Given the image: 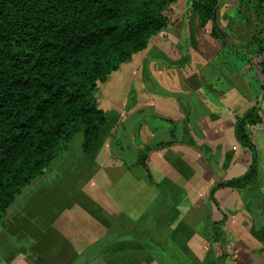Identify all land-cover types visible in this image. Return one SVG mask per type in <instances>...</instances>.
Listing matches in <instances>:
<instances>
[{
  "label": "crops",
  "instance_id": "crops-1",
  "mask_svg": "<svg viewBox=\"0 0 264 264\" xmlns=\"http://www.w3.org/2000/svg\"><path fill=\"white\" fill-rule=\"evenodd\" d=\"M223 7L222 33L246 46L260 32L256 18L251 13V20L241 15L236 21V13L248 8L237 2ZM180 30L177 24L164 29L130 58L126 72L133 86L110 112L119 113L118 136L126 138L136 160L151 147L135 170L141 173V197L122 161L109 172L104 161L92 160L98 168L86 176L81 163L57 158L51 171L77 196L30 198L38 179L17 196L0 220V247L11 251L6 264H163L169 240L184 250L204 251L203 236L211 241L215 226L227 251L243 253L249 264L264 260V117L247 127L258 154L257 183L218 189L217 203L211 199L218 184L250 169L253 153L239 143L235 127L262 94L237 69L217 64L218 42L210 33L197 34L194 20ZM100 145L101 140L92 157ZM71 170L87 178L100 198L77 192Z\"/></svg>",
  "mask_w": 264,
  "mask_h": 264
},
{
  "label": "trees",
  "instance_id": "trees-1",
  "mask_svg": "<svg viewBox=\"0 0 264 264\" xmlns=\"http://www.w3.org/2000/svg\"><path fill=\"white\" fill-rule=\"evenodd\" d=\"M177 1L0 0V220L76 135L83 137L85 156L95 152L108 122L95 96L99 83L173 26L165 10ZM225 1L247 7L261 26L246 46L214 27L217 57L237 69L262 99L236 121L237 140L253 153L250 169L218 184L212 190L215 203L218 189L257 183L258 154L247 127L264 117V0H196L195 27L216 23ZM150 150L140 151L138 164L144 165Z\"/></svg>",
  "mask_w": 264,
  "mask_h": 264
},
{
  "label": "rangeland",
  "instance_id": "rangeland-1",
  "mask_svg": "<svg viewBox=\"0 0 264 264\" xmlns=\"http://www.w3.org/2000/svg\"><path fill=\"white\" fill-rule=\"evenodd\" d=\"M196 0H178L173 5H170L166 10V14L172 18L175 22L174 24H177V27L180 31V34L182 33V28L184 25L190 26L191 22L194 20V16L191 12V6ZM233 4L234 1H225L222 3V5L218 9V16L216 23L210 22L205 28L198 29L197 34L204 33H212V29L216 27L219 31L223 30L225 28V23L223 22L222 15L224 10V4ZM246 14L243 12L236 13L235 20L237 21L239 18L241 19V15H243L246 18L252 19L253 14L252 11L249 9L245 10ZM250 16V17H249ZM226 19V18H225ZM256 26L260 28L261 24L259 23V20L255 21ZM218 25V27H217ZM189 28H187V31L189 32ZM203 30V31H202ZM196 32V31H195ZM222 32V31H221ZM212 36V35H211ZM219 49V46H218ZM219 54V52H218ZM141 53L136 54L132 58H136L140 56ZM226 60L230 61L229 57ZM176 59H179V57ZM225 60V59H224ZM225 60V61H226ZM128 62H131L130 59L123 65H121L120 69L114 73H112L107 80L104 83H99L97 90L95 92V96L97 98V101L99 103V106L105 111L106 116L109 117V123L104 128L103 137L101 139V145L99 150L96 152L93 157L91 156V159L82 157V149L81 145L83 142V137L81 134L76 135V137L70 142L68 149L61 154L58 158L59 160L62 159L64 156L68 159V162H72V164H75L78 166L79 163L80 167L82 169H85L86 176L90 175L94 172L98 167L92 163V160L97 162L99 164L100 160L105 162V166L108 168L109 172H115L116 170V163H125L124 169L125 171H130L134 174V185H135V194L136 198L141 197L142 192V181H141V173H137L135 171L137 168H139L138 161L136 160V154L134 152H131L132 150H128L127 147L129 146V143L127 142L126 138L120 139L118 136L119 128L116 126V118L119 117V113H113L111 114V109L114 107H119L122 100L125 98V94L128 91L130 87L133 86L131 83V78L127 77L129 74L126 72V68L128 66ZM217 64L224 65V62L221 61L218 57L216 59ZM142 65V59H140L138 66ZM229 67L232 68V66L229 64ZM135 86V85H134ZM125 115L122 116V121H124ZM122 128V127H121ZM126 152H125V151ZM118 152V154L116 153ZM139 156L137 155V158ZM61 172L63 170V166L59 165V162L56 166ZM52 168H50L49 175L45 177L38 178L36 181V184L33 186L31 196L30 198H76L77 194L75 192H66L64 188V183L61 181V179H56L57 175L54 174V172L51 171ZM73 169V168H71ZM46 174V173H45ZM70 177L73 180L75 190L79 193L82 191L86 193L85 197L89 198H100L99 194L94 191V187L91 186L89 183V180L87 178H80L78 175V172L75 170L70 171ZM51 180V181H50ZM47 182V184H46ZM48 190H44L46 189ZM29 188V187H28ZM26 189V188H25ZM25 189L23 191H25ZM27 190V189H26ZM84 194V193H83ZM91 210H94L91 208ZM214 234L212 237V240L210 241L209 236H203L204 242L206 244H203L204 251H189L179 248L180 245L172 244L170 240L168 241V244L166 246V250L163 252L165 255L164 263L163 264H249L248 261L243 259V253L241 254L238 251H227L228 245L223 242L222 236L219 234L218 228L214 227ZM171 238L170 236L166 237V239ZM2 236H0V244L2 243L1 240ZM4 240V239H3ZM4 245H1L0 247V264H6L5 258H7V255L10 254L11 251L4 250ZM223 253L227 254V257H223L224 259L221 260V257L223 256ZM264 264V260L261 259V262L254 258L251 264ZM162 264V263H161Z\"/></svg>",
  "mask_w": 264,
  "mask_h": 264
}]
</instances>
